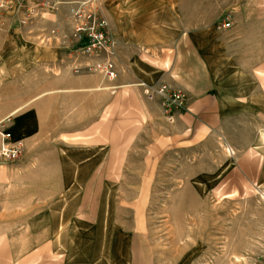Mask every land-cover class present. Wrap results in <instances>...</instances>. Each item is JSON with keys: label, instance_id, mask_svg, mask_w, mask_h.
<instances>
[{"label": "crops", "instance_id": "obj_1", "mask_svg": "<svg viewBox=\"0 0 264 264\" xmlns=\"http://www.w3.org/2000/svg\"><path fill=\"white\" fill-rule=\"evenodd\" d=\"M260 3L250 13L263 16ZM107 8L102 12L115 42L114 92L98 89L106 82L85 70L94 60L72 51L68 22L67 31L54 28V35L51 28L30 34L22 27L21 36L10 29L9 42L0 43V77L10 62L5 73L16 89L20 78L30 81L26 98L0 108V121L14 118L4 126L25 147L22 160L0 166V264L113 261L107 235L95 252L82 238L100 227L98 207L104 182H115V154H140L137 143L146 142L145 154H207L212 143L258 154L264 144V49L253 17L235 21L228 40L226 32L201 26L171 27L177 19L170 17L180 14L178 0H107ZM58 10L66 13L69 6ZM235 16L243 18L238 11ZM242 30L254 31L249 45ZM140 82L186 94V107L173 111V123L161 100L143 98ZM244 121L250 138L232 141L228 129L234 123L236 133L247 126Z\"/></svg>", "mask_w": 264, "mask_h": 264}, {"label": "rangeland", "instance_id": "obj_2", "mask_svg": "<svg viewBox=\"0 0 264 264\" xmlns=\"http://www.w3.org/2000/svg\"><path fill=\"white\" fill-rule=\"evenodd\" d=\"M99 1L106 15L107 0ZM261 1L178 0L180 14L170 17L177 19L170 26L180 30L189 28L188 25L214 29L218 34L226 32L230 40L234 36L230 30L232 24L250 22L253 17L258 28V47L262 50L264 15L250 13V8L256 9ZM39 2L41 0H11L0 9V43L9 42L10 29L21 36L22 27L27 28L26 32L31 31L30 34L51 28L50 33L54 35V28L67 31L68 22L72 30L69 10L66 13L58 10L62 4L47 10L41 9ZM17 3L24 6L22 11L17 10ZM243 4L248 7L242 9ZM26 7H34L36 16L23 25L20 20ZM236 11L243 14L242 19H235ZM226 17L231 22L229 29H219ZM242 35L248 45L254 39V31L242 30ZM9 63L2 66L3 76L0 77L2 109L11 99L26 98L30 90V81L26 78L19 79L22 86L18 87L19 91L16 89L14 78L5 73L10 71L6 70ZM13 119L10 116L3 122L11 124ZM244 124L247 125L245 121ZM236 129L234 123L228 129L232 141L245 142L250 138L249 125L235 133ZM142 138L148 136L142 135ZM137 145L144 151L147 147L146 142ZM260 146L258 154L251 151L236 154L232 145L220 147L217 143L210 144L207 154H145L144 151L128 156L115 154V182H104L102 205L100 202L101 207H98L100 227H91L90 236L84 233L83 242L90 240L89 250L95 252L100 248L102 236L107 235L109 257L113 259L109 264H264V144ZM20 160L22 157L8 164L15 165ZM106 163V154H103L102 167L105 168ZM94 194V191L88 192L89 205L88 200H92ZM102 261L96 264H104ZM58 262L62 263V259Z\"/></svg>", "mask_w": 264, "mask_h": 264}, {"label": "built area", "instance_id": "obj_3", "mask_svg": "<svg viewBox=\"0 0 264 264\" xmlns=\"http://www.w3.org/2000/svg\"><path fill=\"white\" fill-rule=\"evenodd\" d=\"M11 0H0V9H4ZM66 3L69 6V16L72 21L71 40L74 43L72 51L78 55L85 56L94 60V62L85 67L89 73H97L106 84L98 89L114 92L118 87L112 84L117 77L115 66V42L112 39L108 22L103 15L99 0H74L63 2L61 0H41L39 7L41 9L53 10L57 5ZM17 10L22 11L24 6L17 3ZM36 16V9L26 7L20 24L27 25L30 19ZM230 26L228 18L219 26V29H225ZM80 69L75 68L74 73ZM141 95L148 102L161 100L163 110L167 121L173 123V111L183 110L186 107L187 96L181 90L171 89L165 84L147 85L143 82L136 84ZM23 143L13 140L12 134L0 121V166L18 161L23 154Z\"/></svg>", "mask_w": 264, "mask_h": 264}]
</instances>
